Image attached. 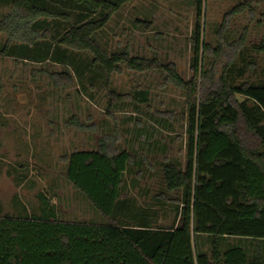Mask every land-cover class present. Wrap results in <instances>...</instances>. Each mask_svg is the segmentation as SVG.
<instances>
[{
    "label": "trees",
    "instance_id": "1",
    "mask_svg": "<svg viewBox=\"0 0 264 264\" xmlns=\"http://www.w3.org/2000/svg\"><path fill=\"white\" fill-rule=\"evenodd\" d=\"M129 1L0 0L10 6L8 13H0V33L6 35L2 52L34 63L65 64L78 75L84 70L74 61L80 52L90 53L91 65L108 75L120 63L140 72L159 67L127 50L108 54L95 40V33ZM196 4L193 75L184 81L174 67H166L186 92L185 161L163 162L153 206H138L125 191L128 170L141 164L137 152L119 148L107 135L97 149L75 150L66 158L67 179L107 221L60 220L55 205L41 195L38 214H0V264H264L260 253L252 257L244 245L224 243L228 237L264 241V82H231L244 34L230 44L234 52L220 75L204 68L207 54L219 56L221 45L228 44V20L220 26L216 52L204 40L205 0ZM254 47L264 53V42ZM255 66L250 62V68ZM1 88L0 81V93ZM132 96L147 102L148 91ZM122 99H110L109 114ZM157 207L175 209L170 225L158 223ZM198 234L207 235L210 252L198 247Z\"/></svg>",
    "mask_w": 264,
    "mask_h": 264
},
{
    "label": "rangeland",
    "instance_id": "2",
    "mask_svg": "<svg viewBox=\"0 0 264 264\" xmlns=\"http://www.w3.org/2000/svg\"><path fill=\"white\" fill-rule=\"evenodd\" d=\"M245 3L248 6L230 15ZM9 9L0 5L1 14ZM197 20L196 0L126 2L95 33V40L108 54L127 50L160 66L140 72L120 63L111 75L93 67L88 52L76 53L74 61L84 68L81 75L55 61L34 63L6 55L2 52L6 35L0 33V214H38L44 195L55 205L60 220L105 223L107 219L67 179L66 158L75 150L97 149L107 135L119 148L137 152L141 164L128 170L125 191L138 206L152 207L163 162L185 161L186 92L171 80L166 67H174L184 81L191 79ZM226 20L228 44L221 45L219 56L207 54L204 68L220 75L234 52L230 44L244 34L245 44L240 46L244 50L236 55L231 82H264V53L254 47L264 42V0H205L204 40L216 52L220 26ZM250 62L256 66L250 68ZM138 91H148L147 102L133 99ZM113 97L114 102L121 98L123 102L111 107L109 114ZM165 120L169 126L163 124ZM163 145L164 149L158 147ZM156 209L160 225L174 221L175 209ZM206 236L198 234L196 241L210 252ZM224 243L242 244L250 256L260 253L264 261V241L228 237Z\"/></svg>",
    "mask_w": 264,
    "mask_h": 264
}]
</instances>
